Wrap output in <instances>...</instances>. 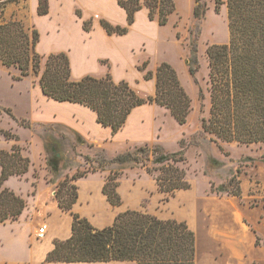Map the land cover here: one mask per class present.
Masks as SVG:
<instances>
[{"label":"trees","instance_id":"1","mask_svg":"<svg viewBox=\"0 0 264 264\" xmlns=\"http://www.w3.org/2000/svg\"><path fill=\"white\" fill-rule=\"evenodd\" d=\"M126 13V26H113L100 20L108 35L123 36L134 23L135 14L143 7L149 11L148 19L157 14L159 26L168 22L175 10L172 0H116ZM194 19L203 18L206 4L194 0ZM217 7L225 4L229 40L226 45H213L206 50L208 60V83L210 109L207 118L201 120V132L210 137L220 152L221 143L239 145L264 144V0H216ZM48 14V0H38L37 15ZM80 16V13L77 12ZM91 21L83 22V30L91 29ZM38 32L27 27L21 20H10L0 24V65L15 68L19 74L14 80L26 78L31 73L38 77L39 88L47 99L57 103H72L83 106L96 115V122L110 128L115 134L122 130L131 112L145 104H156L165 108L174 121L183 126L190 112V99L182 87L175 69L162 62L155 76L147 70V62L138 67L145 80L154 79V94L140 97L125 81L115 82L110 74L101 78L85 76L71 79L70 61L66 53L40 56L35 47ZM192 44L191 47H193ZM45 60L41 70V60ZM194 61H189V73L194 74ZM9 111V110H8ZM10 112V111H9ZM26 129L29 123H21ZM42 127V144L45 165L50 175L48 183L55 187L54 199L57 207L72 216L71 235L64 241H54L47 263H108L134 262L135 264H194L195 235L183 222L159 220L140 212L126 211L116 216L111 226L96 229L87 219L73 213L78 192L75 182L93 173L107 172L102 194L113 206L121 205L118 181L123 170L140 165L149 175L157 173L155 182L158 192L173 196L177 191L190 188L185 171L177 166L185 160L183 140L181 149L169 153L159 145L144 144L108 158L105 151L88 143L76 131L65 128L67 133H53L59 125ZM5 140L17 142L18 136L0 130ZM78 148L92 150V155L82 156ZM76 157H82L88 168L79 171L75 167L72 175L63 174L73 168ZM264 161V157H262ZM210 168H220L222 163L209 158ZM30 160L18 145L9 151L0 150V226L16 221L26 207L21 196L8 188H2L12 177H23L29 171ZM230 177L227 184L210 191L216 195L239 198L241 195L239 175ZM206 175V173H204ZM257 242V241H256ZM257 264V263H253Z\"/></svg>","mask_w":264,"mask_h":264},{"label":"crops","instance_id":"2","mask_svg":"<svg viewBox=\"0 0 264 264\" xmlns=\"http://www.w3.org/2000/svg\"><path fill=\"white\" fill-rule=\"evenodd\" d=\"M27 1L28 16L32 23L30 27L39 35L35 47L36 53L43 57L66 53L70 61L72 80L77 81L85 76L101 78L110 74L115 82H120L125 81L127 76H141L142 81L149 87L153 79L145 80L144 73L139 71L138 67L147 62L144 58H150V54L156 51L157 45L152 33L159 25L156 18L152 21L148 19L149 11L146 7L135 14L134 23L129 27L128 33L117 36L108 35L100 25V20H105L113 26H126V13L118 6L116 0H48V14L45 16L37 15L38 0ZM11 15L4 16L5 22L9 21ZM141 16L144 17L143 28L139 29L138 21ZM95 18L98 20L96 21ZM84 21L92 23L88 32L83 30ZM38 24L44 26V33L49 34L47 48L42 45V30L37 27ZM142 47L145 49L141 50ZM31 96L34 111L39 117L35 118L34 122L56 121L76 131L88 143L105 152L113 147L112 150L120 154L129 144L141 143L139 146L152 144L150 141L155 130L153 109H150L152 104L135 108L122 130L112 134L110 128H104L96 122L95 113L77 104L49 100L43 96L39 85L31 90ZM9 148L5 145L0 146V150L4 151H9ZM103 174L106 177L108 173L89 174L75 182L78 199L73 207V213L87 219L96 229L111 226L116 216L121 213L138 211L137 205L144 198L143 191L138 185H128L118 181L117 191L121 205L111 206L102 194L105 181ZM189 185L188 190L177 191L174 194L175 197L167 204L168 211L165 214L143 213L159 220H176L185 223L195 235L194 264H264V249L255 248L256 234L252 232L254 228L257 233L264 234V225L259 221L261 216L264 218V210L261 207L251 210L242 205L237 197L211 193L210 187L205 191V196L198 197L196 192L192 191L190 183ZM51 186L46 184L39 186L35 198L38 206L48 208L46 210L50 212L46 218L47 223H44L47 226L44 237L36 239L27 234L28 248L24 258L3 260L0 264H135L134 262H45L47 254L54 248V241H64L70 237L72 224V216L57 207ZM128 186L131 191L126 194L125 189ZM240 189L241 195H246L241 182ZM208 200L230 205L231 209L224 211L212 208ZM201 234H203L201 236L203 245L200 248Z\"/></svg>","mask_w":264,"mask_h":264},{"label":"rangeland","instance_id":"3","mask_svg":"<svg viewBox=\"0 0 264 264\" xmlns=\"http://www.w3.org/2000/svg\"><path fill=\"white\" fill-rule=\"evenodd\" d=\"M175 10L168 16V22L164 26L157 27L152 33L157 49L150 54V58H144L148 62L147 70L155 76L160 63L167 62L175 69L179 81L190 99V112L183 126L178 125L170 113L163 107L152 104L154 116V134L152 144H159L165 152L173 153L181 149L180 141L183 140L185 160L177 166L185 171V178L191 184L192 191L197 196H205L210 183L215 187L227 184L236 170L241 171L239 181L246 195H241L240 203L255 210L261 207L264 210V144L262 145H239L237 143H221L222 152L210 140V137L201 132V120L207 118L210 109V94L208 83V60L206 50L213 45H226L229 40L227 21V9L225 4L217 7L216 0H203L206 4L205 14L202 19L196 20L193 16L195 6L194 0H172ZM222 3L225 0H220ZM11 15L10 20H21L29 27L32 25L28 16L27 0H0V22H5V15ZM157 18V14L155 16ZM96 21L98 20L95 18ZM144 17L138 21V28H143ZM157 25V24H156ZM42 30V45L48 47L49 34ZM38 29V28H37ZM51 35V33H50ZM192 44H194L193 47ZM142 47L141 50H144ZM144 60L142 62H144ZM194 74L189 73V61H194ZM45 60L40 63L41 70L44 69ZM19 74L15 68H5L0 65V130H7L18 136V141L5 140L0 135V146L18 145L24 156L30 160L29 171L23 177H12L4 182L2 188H8L26 202V207L21 216L14 222L0 226V262L13 258L23 259L26 254L27 234L35 237V232L42 224L47 223L49 216L48 208L37 205L36 192L39 186L50 185V175L45 165V153L42 147V127L39 125H59L54 128L53 133H67L65 125L56 121L50 123L34 122L39 118L33 108V97L31 90L38 87V77L30 74L21 80L13 77ZM125 80L129 86L140 96L147 97L153 94L154 79L147 83L140 77L127 76ZM31 88V90H30ZM10 112H9V111ZM34 112V113H33ZM39 114V113H38ZM29 123L32 128L26 129L21 123ZM141 143L127 144L123 151H129ZM9 148V149H10ZM105 152L108 158L115 157L118 151ZM77 152L82 156L92 155V150L78 148ZM122 153V152H120ZM90 157V156H89ZM209 158H215L222 163L220 168H210ZM75 167L79 171L86 170L88 164L82 157H76L73 168L63 172L72 175ZM206 173V175L204 174ZM146 173L145 168L140 165L129 166L123 170L119 182L128 185H138L143 191L142 198L137 210L151 214H165L167 204L174 196H164L157 190L155 176ZM104 176V174H103ZM105 177V176H104ZM82 180V179H79ZM52 187L54 192L55 187ZM126 194L131 189L128 186ZM212 208L226 211L231 209L230 205L221 204L218 201L208 200ZM264 225V218L259 220ZM252 228V227H251ZM252 232L256 235L255 248L264 249V234L257 233L254 228ZM200 235V240L201 236ZM200 248L203 241L199 242ZM206 246V245H205ZM259 264V263H257Z\"/></svg>","mask_w":264,"mask_h":264},{"label":"built area","instance_id":"4","mask_svg":"<svg viewBox=\"0 0 264 264\" xmlns=\"http://www.w3.org/2000/svg\"><path fill=\"white\" fill-rule=\"evenodd\" d=\"M46 230H47V226L45 224L38 227L35 232L36 239H42L44 237V234L46 233Z\"/></svg>","mask_w":264,"mask_h":264}]
</instances>
